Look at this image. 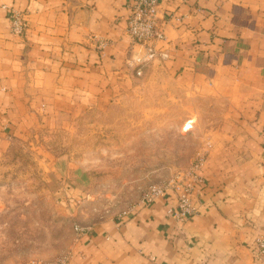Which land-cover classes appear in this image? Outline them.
<instances>
[{"label": "crops", "instance_id": "obj_1", "mask_svg": "<svg viewBox=\"0 0 264 264\" xmlns=\"http://www.w3.org/2000/svg\"><path fill=\"white\" fill-rule=\"evenodd\" d=\"M128 4L0 0V155L37 139L62 113L107 111L159 68L174 85L212 91L225 105L204 140L192 193L198 212L185 223L168 217L169 193L106 217L74 237L71 264H264L254 244L264 234V0H162L157 47L167 57L140 76L129 65L140 49L126 34ZM13 14L26 22L22 35L12 32ZM48 164L50 190L77 201L87 174L69 155Z\"/></svg>", "mask_w": 264, "mask_h": 264}, {"label": "rangeland", "instance_id": "obj_2", "mask_svg": "<svg viewBox=\"0 0 264 264\" xmlns=\"http://www.w3.org/2000/svg\"><path fill=\"white\" fill-rule=\"evenodd\" d=\"M135 88L107 111L62 113L37 139L16 140L0 155V264L54 261L68 254L76 227L128 211L151 185L193 169L224 115L222 99L178 87L159 68ZM60 154L87 174L74 202L50 190L48 162Z\"/></svg>", "mask_w": 264, "mask_h": 264}, {"label": "built area", "instance_id": "obj_3", "mask_svg": "<svg viewBox=\"0 0 264 264\" xmlns=\"http://www.w3.org/2000/svg\"><path fill=\"white\" fill-rule=\"evenodd\" d=\"M161 4L162 0H129L126 34L140 49L129 65L135 68L137 76H140L143 69L153 61L167 57V54L157 47L158 42L165 40L160 16ZM10 21L12 32L16 35H22L26 29V22L23 17L19 14H13ZM93 40H96L95 36ZM97 40L99 47L103 48L105 43L99 41L101 39ZM203 155L200 156L196 165L186 175L151 185L140 203L133 208L149 205L167 194L173 193L176 200L167 209V216L177 222H187L198 212L192 193L195 186L202 181L198 176V168L204 158ZM76 231L77 234H84L88 231V228L76 227ZM254 244L256 258L263 260L264 234L258 235ZM52 264H71L70 255H61L52 261Z\"/></svg>", "mask_w": 264, "mask_h": 264}, {"label": "bare ground", "instance_id": "obj_4", "mask_svg": "<svg viewBox=\"0 0 264 264\" xmlns=\"http://www.w3.org/2000/svg\"><path fill=\"white\" fill-rule=\"evenodd\" d=\"M189 129H190V126H189V124H188L187 127H185L184 131H187V130H189Z\"/></svg>", "mask_w": 264, "mask_h": 264}]
</instances>
